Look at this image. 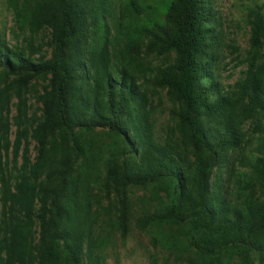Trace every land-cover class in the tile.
Masks as SVG:
<instances>
[{
    "label": "trees",
    "instance_id": "16d2710c",
    "mask_svg": "<svg viewBox=\"0 0 264 264\" xmlns=\"http://www.w3.org/2000/svg\"><path fill=\"white\" fill-rule=\"evenodd\" d=\"M9 3L30 33L18 45L0 30V264H88L106 243L92 184L122 233L128 192L151 189L136 224L162 229L177 264H264V2L247 8L249 50L228 85L214 0ZM154 51L166 61L152 66ZM102 134L114 145H95Z\"/></svg>",
    "mask_w": 264,
    "mask_h": 264
},
{
    "label": "rangeland",
    "instance_id": "374dc122",
    "mask_svg": "<svg viewBox=\"0 0 264 264\" xmlns=\"http://www.w3.org/2000/svg\"><path fill=\"white\" fill-rule=\"evenodd\" d=\"M116 0H111L115 2ZM264 0H214L215 8L218 11L223 33V49L218 54L217 72L224 85L234 82L240 75L244 64L241 60L249 50V28L247 25V8L260 5ZM0 30L6 33L7 40L18 45L25 44V38H29V31L21 29L17 25L15 14L9 0H0ZM43 30L35 34L34 45L38 51H42ZM44 49V48H43ZM147 58L152 66L160 65L166 61V57L158 52L147 53ZM40 92V84L32 82L26 97L28 99L29 113H38L40 104L36 102L37 93ZM150 98L154 104L160 105V112L156 116V127L159 132L165 134L173 127L168 116V101L164 91H151ZM12 104L16 102L12 99ZM11 113H15V106H11ZM242 129L246 134L252 133L254 128L253 120H243ZM98 136V137H97ZM94 135V144L97 139L104 135ZM105 137V136H104ZM106 138V137H105ZM109 145L112 141L101 139ZM251 147V146H250ZM96 186V185H95ZM92 184L93 194H90V208L92 217L97 216V223L100 226L105 245L99 246L94 251L93 259L88 264H177L178 258L161 244L160 237L162 229L148 227L145 230L138 228L137 218L149 213L154 209V196L151 189L135 188L130 190L126 196V231L122 233L118 227V214L114 208L106 206L107 200L96 195L97 188ZM230 264H240L232 261Z\"/></svg>",
    "mask_w": 264,
    "mask_h": 264
}]
</instances>
